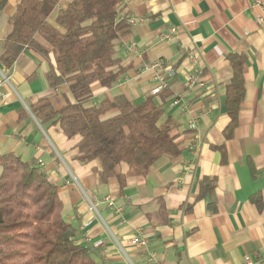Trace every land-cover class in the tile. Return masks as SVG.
I'll return each mask as SVG.
<instances>
[{"label":"crops","instance_id":"obj_1","mask_svg":"<svg viewBox=\"0 0 264 264\" xmlns=\"http://www.w3.org/2000/svg\"><path fill=\"white\" fill-rule=\"evenodd\" d=\"M71 1L58 0L49 20ZM18 4L9 0L0 11V55ZM120 16L136 18L116 47L124 71L112 87L93 84L89 104L119 94L141 102L156 84L145 65L168 61L175 75L164 118L180 124V155L161 156L147 176L128 177L123 189L116 177L101 182L99 160L76 159L79 138L68 139L59 125L42 124L33 113L40 98L50 97L57 108L74 98L68 84L49 85L53 59L30 49L11 67L0 61V154L34 160L59 185L65 217L78 228V242L95 247L97 264H244L246 256L264 264V207L252 200L254 194L264 200V0H122ZM190 46L205 65L204 89L187 87ZM231 53L247 56L246 94L227 137ZM190 118L198 119L195 128ZM204 177L215 186L198 198ZM107 196L119 214L104 203ZM136 237H146L147 246L133 243Z\"/></svg>","mask_w":264,"mask_h":264},{"label":"trees","instance_id":"obj_2","mask_svg":"<svg viewBox=\"0 0 264 264\" xmlns=\"http://www.w3.org/2000/svg\"><path fill=\"white\" fill-rule=\"evenodd\" d=\"M8 2L0 0V11ZM121 2L72 0L51 22L58 0H19L0 61L11 67L25 49L53 59L46 79L53 88L68 84L74 101L57 108L50 97H43L32 103L33 113L42 124L59 125L68 139L78 137L76 159L99 160L100 181L116 177L123 189L128 177L147 176L161 156H179L181 142L180 124L171 116L164 118L168 88L139 103L119 94L89 104L93 84L112 87L124 71L116 47L130 34L131 24L120 16ZM229 61L233 74L226 87L227 137L238 124L246 94L247 56L231 53ZM0 167V264H97L95 247L78 242V228L65 217L58 184L34 160L15 152L0 154ZM214 186V178L204 177L198 198ZM252 200L263 209L261 194ZM159 212H167L164 203Z\"/></svg>","mask_w":264,"mask_h":264},{"label":"built area","instance_id":"obj_3","mask_svg":"<svg viewBox=\"0 0 264 264\" xmlns=\"http://www.w3.org/2000/svg\"><path fill=\"white\" fill-rule=\"evenodd\" d=\"M262 22H264L263 19H261ZM136 22V18L130 17L129 23L134 24ZM175 28L171 29V32H174ZM187 59L190 61L192 65V72L189 73L187 76V87L189 89L199 88L204 89L206 82L205 79L202 76L203 69L205 67L203 60L201 59L200 55L198 54L197 49L194 46H190L187 48ZM145 69H150L153 71V76L155 80V87L153 89V93L157 94L168 87L169 85V79L175 75V69L173 68L172 64H170L168 61L164 60H156L152 63H149L145 65ZM1 94V92H0ZM175 105H180L181 110L183 113L187 112V106L185 104H180V101L178 99L174 100L173 102ZM188 126L190 128H195L198 124V119L196 118H190L188 119ZM42 164V163H41ZM104 203L112 210L114 213L119 214L121 212V208L117 207L115 205V201L113 197L107 196L104 199ZM133 243H135L138 246L146 247L148 240L146 237L143 238H134ZM101 242L95 244L96 246H99ZM244 264H253V261L249 256L245 257Z\"/></svg>","mask_w":264,"mask_h":264},{"label":"rangeland","instance_id":"obj_4","mask_svg":"<svg viewBox=\"0 0 264 264\" xmlns=\"http://www.w3.org/2000/svg\"><path fill=\"white\" fill-rule=\"evenodd\" d=\"M126 168V167H125Z\"/></svg>","mask_w":264,"mask_h":264}]
</instances>
